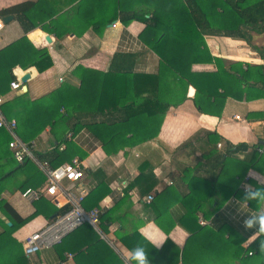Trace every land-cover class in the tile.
<instances>
[{
    "label": "trees",
    "instance_id": "1",
    "mask_svg": "<svg viewBox=\"0 0 264 264\" xmlns=\"http://www.w3.org/2000/svg\"><path fill=\"white\" fill-rule=\"evenodd\" d=\"M103 1L106 0H78L73 8L77 13L82 4L94 2L95 6L100 7ZM110 1L113 4L110 15L81 18L98 35L104 26L114 21L123 25L131 21L144 24L139 38L159 57V70L156 74H135L132 71L134 57L120 53L113 55L106 72L76 67L74 70L78 68L79 85L64 83L56 90L62 111L48 123V135L56 144L46 152L32 149L35 159L46 162L51 168L70 162L76 155L77 148L68 136L81 128L102 127L106 133L99 138L107 154L154 138L163 116L171 106L170 101L162 97L161 75L164 72L177 79L178 91L182 89V93L173 97L177 98L176 104L184 100L188 84L194 87L192 101L199 113L219 116L227 98L240 99L246 96L249 66L230 63L237 67L238 77L232 72L230 64L225 68L222 66L225 61L210 56L204 36L246 38L247 29H258L264 33V0ZM6 15H13L25 33L40 27L45 33H53L55 38H61L66 32L54 18L56 10L48 6V0L17 2L0 9V17ZM213 61L217 65L214 72L191 69L194 64ZM51 65L48 51L36 48L25 35L1 48L0 96L7 95L11 91L10 83L16 81L13 68L27 70L33 67L41 73ZM242 66L246 69L242 70ZM17 91L12 98L0 104V112L6 119L16 118L20 128L23 116L32 109L33 102L27 91ZM171 91L167 90L164 94L174 95ZM145 126H149V129L143 133ZM17 134L24 139L18 129ZM203 137L206 147H209L204 151L202 162L191 170L182 167L170 174L171 178L178 175L185 181V191L181 193L168 186L143 205V209L150 213L149 220L157 219L167 229L177 225L189 234L182 249L166 239L150 264H177L179 261L182 264H264V233L259 232L250 244L242 247L240 242L233 244L219 235L216 226L207 228L197 223L198 215L213 220L223 200L232 195L253 209L259 207L263 200L248 198L247 194L256 188L264 190V185L251 180L252 189L242 192L217 185L215 176L225 174L243 179L248 171H253L264 178V154L258 151V145L249 147L245 143L227 144L223 151L218 152L214 148L218 135L212 132L205 133ZM9 139L8 133L0 128V209L7 213L12 222L11 226H6L7 229L0 232V264H27L23 249L11 239V234L33 216L43 215L46 223H50L58 215L67 212L70 206L59 210L41 197L33 202L34 212L29 217L21 218L15 213L1 193L6 189L11 192H21L27 188L40 189L44 187L46 178L31 159L27 158L21 164L14 161L8 151ZM61 146H64L62 150ZM140 171L135 179L138 184L146 181L143 169ZM203 172H206V176L200 175ZM19 176L22 177L20 180ZM152 186H146L142 194L146 195ZM108 192L107 187L98 184L83 200V207H96ZM128 197L120 196V202ZM173 203H179L183 208V213L178 217L169 211ZM115 206H118V202L111 209L99 212L98 225L102 231L117 222L115 235L120 238L141 226V222L135 224L134 219L125 212L114 214ZM68 236L80 237L76 232ZM135 238V245L140 247L143 236L137 232ZM85 247V243L78 239L72 250L76 264H90L84 253ZM127 258L135 262L131 255ZM103 261L104 264L122 263L114 253L107 255Z\"/></svg>",
    "mask_w": 264,
    "mask_h": 264
},
{
    "label": "crops",
    "instance_id": "2",
    "mask_svg": "<svg viewBox=\"0 0 264 264\" xmlns=\"http://www.w3.org/2000/svg\"><path fill=\"white\" fill-rule=\"evenodd\" d=\"M23 1L36 0H0V9ZM76 3L78 0H48V6L56 10L54 18L66 31L61 38H55L53 33H45L40 27L25 33L13 15L7 24L12 26L17 21L19 27L4 31L8 25L5 27L3 24L0 30V49L25 35L36 48H45L52 61L51 67L41 73L33 67L27 70L13 68V74L19 82L25 73L29 74V79L24 84L20 83L21 91L23 85L26 87L25 91L28 92L33 107L24 114L20 128L16 118L7 120L15 122L16 136L21 141L32 144V149L36 152L50 151L56 144L48 135L49 121L62 111L56 90L64 83L79 85L78 68L74 70L76 67L106 72L113 55L120 53L134 57L132 71L135 74H156L159 70V57L139 38L144 24L131 21L123 25L114 21L104 26L102 33L98 35L81 17L110 15L113 11L112 1H103L100 7L95 6L94 2L82 4L77 13L73 8ZM245 32L246 38L204 36L208 53L211 57L225 61L223 67L227 68L230 63H244L243 65L249 66L244 93L246 96L240 99L227 98L219 116L199 113L196 110L192 101L195 89L190 84L187 85L184 100L176 104L177 98L173 97L182 93V89L178 91L177 79L164 72L161 75L162 97L170 101L171 106L163 116L154 138L107 154L99 138L104 137L106 133L102 127H95V130L81 128L77 133L68 136L78 151L73 158L78 159L83 167L80 185L87 190L86 196L100 183L109 190L94 208L102 212L111 209L118 202L114 214L125 212L134 219L135 224L141 222V226L117 238V222L109 225L106 231H102L99 225L97 230L89 225H82L72 231L80 237L66 235L61 243L41 248L36 254L26 257L27 264H76L72 250L75 249L78 239L86 245L84 253L90 264H104V258L112 253L118 255L122 262V258H127L137 247V232L143 236L140 247H143L149 264L166 239H170L182 249L189 237L188 232L177 225L167 229L157 219L149 220L150 213L143 209V205L148 204L146 197L151 195L153 199L168 186L181 193L185 191V181L178 175L171 178L170 174L178 172V168L182 167L191 170L202 162L204 151L209 147L205 145V133L213 132L218 135L214 146L218 152L223 151L227 144L245 143L249 147L258 145V151L264 154V33L258 29H247ZM47 36L49 42L46 41ZM231 68L239 77L237 67ZM191 69L197 72H214L217 65L214 61L199 63L192 65ZM241 69L245 70L246 67L242 66ZM167 90H172L174 95L164 94ZM17 93V90H11L7 95L0 97L6 101ZM17 129L24 139L17 134ZM148 129L149 126H145L143 133ZM8 135L10 136L9 133ZM120 143L121 140L118 145ZM6 153L5 150V155ZM142 169L146 174V181L142 184L135 183ZM200 175L206 176V172ZM21 178L18 177L19 180ZM251 180L264 185V178L253 171H248L243 179L225 174L215 176L217 185L242 192L252 189ZM63 184L68 187L67 183ZM148 185H153L152 189L143 195L142 191ZM125 195L129 197L120 202V196ZM1 196L21 218H27L34 212L33 202L23 199L20 191L11 192L6 189ZM218 198L220 199L221 195ZM44 199L53 205L49 198L44 196ZM81 206L83 207V201ZM169 211L174 217H178L183 213V208L179 203H173L169 206ZM257 216H264V200L258 208L253 209L245 201L232 195L223 200L214 218L212 217L213 220L198 215L197 223L202 219L209 225L201 227L216 226L219 235L233 244L240 242L242 247H246L259 235V225L254 223L252 227H245L244 222L254 220ZM8 223L12 225L7 213L0 209V232L7 229ZM45 224L43 215L33 216L11 234V239L23 249L25 239ZM177 264L182 263L179 261Z\"/></svg>",
    "mask_w": 264,
    "mask_h": 264
},
{
    "label": "built area",
    "instance_id": "3",
    "mask_svg": "<svg viewBox=\"0 0 264 264\" xmlns=\"http://www.w3.org/2000/svg\"><path fill=\"white\" fill-rule=\"evenodd\" d=\"M3 23L0 20V30ZM21 83L13 81L10 83V90H20ZM3 99L0 97V104ZM238 118V117H236ZM0 128L6 130L11 139L8 142V151L17 164L23 163L25 159L34 161L44 173L46 182L43 188H27L20 192L23 199L34 202L41 197H47L53 205L60 209L68 205L70 209L55 217L52 222L46 223L42 228L31 233L24 241V255L29 258L36 254L41 248L51 247L61 243L62 239L82 225H89L95 230L98 229L99 211L97 208L85 209L81 206L87 190L80 185L83 177V167L81 162L72 158L70 162L64 163L56 168H51L46 162H39L32 153L33 145L21 141L15 134L16 124L13 120H7L0 112ZM63 183H67L65 187ZM152 196L146 197V202H150ZM200 226H208L209 223L199 219ZM251 255V253H248ZM122 264H135L128 258H122Z\"/></svg>",
    "mask_w": 264,
    "mask_h": 264
},
{
    "label": "clouds",
    "instance_id": "4",
    "mask_svg": "<svg viewBox=\"0 0 264 264\" xmlns=\"http://www.w3.org/2000/svg\"><path fill=\"white\" fill-rule=\"evenodd\" d=\"M248 198H257L264 200V190L256 188L253 191L248 192ZM245 227H252L254 223H258L259 232L264 233V216H257L254 220H246ZM131 259L135 261V264H149V260L145 255L143 247H136L131 252Z\"/></svg>",
    "mask_w": 264,
    "mask_h": 264
},
{
    "label": "water",
    "instance_id": "5",
    "mask_svg": "<svg viewBox=\"0 0 264 264\" xmlns=\"http://www.w3.org/2000/svg\"><path fill=\"white\" fill-rule=\"evenodd\" d=\"M12 19V16L11 15H6V16H3V17H1V22L3 23V24H6L7 22H9L10 20ZM49 37L47 36L46 37V41L47 42H49ZM27 79H29V74H27V73H25L21 78H20V82L22 83V84H24V82L27 80ZM22 90L23 91H25L26 90V87L23 85L22 86ZM8 226H10V224L8 223Z\"/></svg>",
    "mask_w": 264,
    "mask_h": 264
},
{
    "label": "rangeland",
    "instance_id": "6",
    "mask_svg": "<svg viewBox=\"0 0 264 264\" xmlns=\"http://www.w3.org/2000/svg\"><path fill=\"white\" fill-rule=\"evenodd\" d=\"M17 23H18V22L16 21L12 26L6 23L8 26L5 24V27H6V26H7V27L5 28L4 31H9L10 29L14 30L16 27H19V26H18L19 23H18V24H17ZM13 28H14V29H13Z\"/></svg>",
    "mask_w": 264,
    "mask_h": 264
}]
</instances>
